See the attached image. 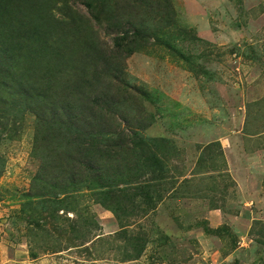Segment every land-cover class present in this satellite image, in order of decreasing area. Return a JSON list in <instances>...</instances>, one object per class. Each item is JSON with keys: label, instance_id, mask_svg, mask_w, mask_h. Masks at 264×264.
<instances>
[{"label": "rangeland", "instance_id": "obj_1", "mask_svg": "<svg viewBox=\"0 0 264 264\" xmlns=\"http://www.w3.org/2000/svg\"><path fill=\"white\" fill-rule=\"evenodd\" d=\"M0 41L21 57L13 81L49 76L59 99L104 84L122 129L149 123L137 131L164 164L130 174L121 139L117 169L139 186L106 205L89 189L72 194L74 211L23 209L38 116L0 108V264H264V0H0ZM103 59L112 78L94 82Z\"/></svg>", "mask_w": 264, "mask_h": 264}, {"label": "trees", "instance_id": "obj_2", "mask_svg": "<svg viewBox=\"0 0 264 264\" xmlns=\"http://www.w3.org/2000/svg\"><path fill=\"white\" fill-rule=\"evenodd\" d=\"M15 54L6 53L4 41H0V108L17 102L37 114L36 143L41 154L40 167L34 176L31 189L25 194L27 200L23 209L30 207L33 211L48 212L51 207L56 209V205H60L59 208L63 210L74 211L68 208L72 204V194L89 189L95 191L97 203L106 205L111 204L114 196L112 194L120 184L131 186L134 183L139 186L141 178L135 181L126 180L129 177L121 175L117 169V160L122 155L118 154L123 146L121 139L127 138L123 149L126 148L134 157L136 168L130 174L140 173L145 176L164 171L163 159L157 154L161 150L159 144L138 133L149 123H138L139 127H133L132 122L126 118L124 122L128 124L131 135L126 134L127 131L118 122V118L123 120L118 114L121 100L109 95L104 84L95 82L102 75L112 78L108 71H112V68L107 69L106 59L93 71L96 84L91 82L93 77L91 81L84 82L91 89L85 90L79 85L73 88L68 86L62 99H59L60 95L54 90L49 76L35 79L37 83L32 85L13 81L15 74L11 71L14 70L16 58H21ZM112 86L113 84L111 91ZM5 113L6 109L0 110L1 130L5 129ZM52 132L57 135L55 146ZM210 149L207 146L204 155ZM125 156L128 157V154ZM199 163H202L201 159ZM5 166L6 163L0 155V177ZM134 178L136 179V175ZM150 187L135 189L149 197V191L153 192L152 189L149 190ZM148 201L151 203V198Z\"/></svg>", "mask_w": 264, "mask_h": 264}]
</instances>
